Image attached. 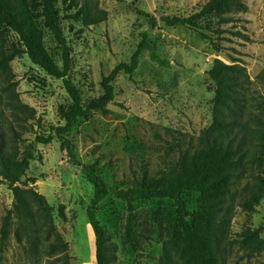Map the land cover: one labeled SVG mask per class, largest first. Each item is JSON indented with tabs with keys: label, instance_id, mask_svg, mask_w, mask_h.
<instances>
[{
	"label": "rangeland",
	"instance_id": "374dc122",
	"mask_svg": "<svg viewBox=\"0 0 264 264\" xmlns=\"http://www.w3.org/2000/svg\"><path fill=\"white\" fill-rule=\"evenodd\" d=\"M28 1L32 12H39L33 4L35 0ZM206 1H192L190 6L183 0H100L107 20L87 28L70 19V12L61 7L62 28L71 49L68 76L83 99L102 94L103 78L116 65L129 62L140 33H147L146 48L136 71L131 76L119 73L113 79L115 97L106 111L77 118L63 136L75 160L94 166L107 188L138 187L148 178L162 175L170 180L180 157L200 147V132L211 124L214 84L206 72L215 59L226 64L238 60L249 78L245 97L262 94L255 77L264 66V0H240L247 12L231 11L228 16L232 22L220 27L225 33L211 34L222 48L219 52L198 33L158 20L160 15L187 17ZM147 16L156 18L152 30ZM43 33L44 51L60 65V47L47 31ZM13 48H20L17 35L0 27V54L10 53ZM151 53L168 60L169 67L152 62ZM12 90L22 103L36 111L35 119L29 122V132L19 142L21 151H32L35 156L26 178L36 182L29 187L52 208L53 223L68 250L64 254L48 253L47 241L52 237L45 232L35 239L17 238L13 218L8 241L0 245V264H95L94 237L86 216L93 191L86 172L60 151L59 138L44 145L34 142L36 134L46 137L50 128L63 125L58 110L70 103L63 83L46 75L26 55L15 57L7 69H0V119L5 124L12 121L4 106ZM251 184L247 174L230 187L225 202L232 206L233 217L227 240L215 254L216 264H264V251L248 257L234 243L236 235L247 228L259 229L264 237V191L254 212L238 206ZM183 197L189 210L197 209L198 193L187 192ZM12 204V192L0 185V224ZM59 208L64 218L59 217ZM132 213L136 249L126 237L127 204L108 196L95 208L96 220L114 248L110 264H161L163 243L179 236L175 204L168 199L142 201L133 205Z\"/></svg>",
	"mask_w": 264,
	"mask_h": 264
},
{
	"label": "trees",
	"instance_id": "16d2710c",
	"mask_svg": "<svg viewBox=\"0 0 264 264\" xmlns=\"http://www.w3.org/2000/svg\"><path fill=\"white\" fill-rule=\"evenodd\" d=\"M33 4L39 12H32L28 0H0V27L16 34L20 42V48L0 54V69H7L15 57L26 55L46 75L63 83L70 101L58 110L63 125L50 128L46 137L36 134L34 142L44 145L59 138L60 151L69 162L86 172V180L93 191L86 216L94 237L95 264H110L114 252L95 214L96 206L108 196L122 200L128 206L126 237L133 249H136L132 232L133 205L147 200L168 199L176 206L179 236L163 243L161 264H216L215 254L227 240L233 217L232 206L225 202L231 185L249 174L251 187L238 202V206L248 213L255 211L264 191V66L255 77L262 94L248 99L244 95L249 84L245 68L238 60L226 64L215 59L206 72L214 84L211 124L200 132V147L194 153H185L180 157L170 180L162 175L148 178L138 187L109 189L97 176L94 166L82 165L75 160L71 145L63 136L71 130L77 118H85L94 111H106V106L115 97L113 79L119 73L131 76L136 71L146 48L147 33H140V40L129 62L116 65L103 78L100 83L102 94L83 99L68 76L72 67L71 49L62 28L61 7L70 12V19L79 21L84 28L105 22L107 12L100 7V0H35ZM231 11L244 13L247 7L240 0H207L198 11L187 17L160 15L158 20L167 26H180L198 33L219 52L222 48L211 34L225 33L220 27L232 22L228 16ZM147 17L152 30L156 26V18ZM44 30L60 47V65L44 51ZM150 60L169 67L168 60L159 58L155 53L150 54ZM6 99L4 106L9 109L12 121L5 124L0 119V185H6L12 192L13 204L12 209L1 218L0 245L8 241L14 218L17 238L35 239L39 233L45 232L52 237L47 241V252L64 254L68 244L56 230L52 208L41 194L29 187L36 180L26 178L29 163L35 160V156L32 151H21L19 148V142L29 132V122L35 119L36 111L22 103L14 90L8 92ZM0 118H3L2 111ZM191 191L199 196L195 210L188 209L183 197ZM58 215L64 218L62 208H59ZM260 234L259 229L247 228L236 235L234 243L250 257L264 251V237Z\"/></svg>",
	"mask_w": 264,
	"mask_h": 264
},
{
	"label": "crops",
	"instance_id": "0c3cea01",
	"mask_svg": "<svg viewBox=\"0 0 264 264\" xmlns=\"http://www.w3.org/2000/svg\"><path fill=\"white\" fill-rule=\"evenodd\" d=\"M183 1H186V3L189 2V5H190V6H191V4H192L193 2H196V0H183ZM192 1H193V2H192ZM149 14L151 15L152 12H149Z\"/></svg>",
	"mask_w": 264,
	"mask_h": 264
}]
</instances>
